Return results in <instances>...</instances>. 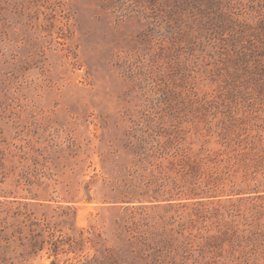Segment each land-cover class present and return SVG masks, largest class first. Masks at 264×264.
<instances>
[{
    "label": "rangeland",
    "instance_id": "1",
    "mask_svg": "<svg viewBox=\"0 0 264 264\" xmlns=\"http://www.w3.org/2000/svg\"><path fill=\"white\" fill-rule=\"evenodd\" d=\"M263 39L264 0H0V264H264Z\"/></svg>",
    "mask_w": 264,
    "mask_h": 264
},
{
    "label": "trees",
    "instance_id": "2",
    "mask_svg": "<svg viewBox=\"0 0 264 264\" xmlns=\"http://www.w3.org/2000/svg\"><path fill=\"white\" fill-rule=\"evenodd\" d=\"M261 24V22H260ZM259 46L264 47V39L260 42ZM207 183H205V186ZM181 188L180 185L173 183L172 186H167L166 183H159L155 190V193L158 196L150 197L156 201H166L172 202L177 201V203H202L205 198H209L215 195H210L209 190L206 188H200V185H190L187 187ZM208 188V187H207ZM152 201V200H150ZM141 202V201H139ZM141 208V207H139ZM164 246V243L161 239H150L149 235L142 234L138 237L137 244L135 245V251L139 254L140 258L147 259V257H152V260H156L155 252L161 250L160 248ZM153 254V255H152Z\"/></svg>",
    "mask_w": 264,
    "mask_h": 264
}]
</instances>
